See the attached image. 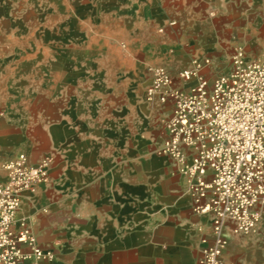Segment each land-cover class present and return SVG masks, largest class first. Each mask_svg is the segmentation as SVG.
<instances>
[{
  "label": "rangeland",
  "instance_id": "374dc122",
  "mask_svg": "<svg viewBox=\"0 0 264 264\" xmlns=\"http://www.w3.org/2000/svg\"><path fill=\"white\" fill-rule=\"evenodd\" d=\"M242 1L214 0L211 30L219 31V39L212 50L198 40L199 24L193 30L185 28L178 16L169 17L167 10L156 7L158 0H0V128L8 129L10 112L21 108L28 137L36 138L33 127L41 107L36 109L37 101L49 104L63 96L70 83L74 95L98 115V122L118 127L108 135L133 158L140 179L163 192L164 171L159 166L168 167L172 178L181 166L157 152L171 106L147 99L150 67L163 66L175 85L185 86L177 76L194 57L209 58L204 73L210 81L229 70L238 48L246 59L263 58L264 0ZM218 21L227 26L215 29ZM21 151L24 148H16L13 155ZM158 154L163 155L159 164ZM173 188L170 192L177 198L181 193ZM173 199L170 196V205ZM259 222H264V213ZM59 232L67 236L66 228ZM59 244L64 251L68 248L65 238ZM202 244L203 240L199 248Z\"/></svg>",
  "mask_w": 264,
  "mask_h": 264
},
{
  "label": "crops",
  "instance_id": "0c3cea01",
  "mask_svg": "<svg viewBox=\"0 0 264 264\" xmlns=\"http://www.w3.org/2000/svg\"><path fill=\"white\" fill-rule=\"evenodd\" d=\"M158 2L157 8L167 10L169 17L178 16L185 28L193 30L199 24L198 40L216 48L219 31L211 30L210 19L214 0ZM223 24L227 26L218 21L214 28ZM73 87L68 83L63 96L49 104L37 101L36 109L41 107L33 127L36 138L28 139L21 108L10 112L8 129L0 128V183L7 179L3 166L16 148H24L30 162L46 154L54 159L49 181L22 192L13 228H30L36 245L56 255L48 264H198L201 240L211 239L210 218L193 211L186 174L180 169L172 178L168 167L159 166L165 187L156 192L140 179L137 164L125 156L117 138L108 135L118 127L98 122V115L74 95ZM133 148L138 151L137 144ZM158 155L157 164L163 158ZM171 186L181 193L177 198ZM59 228H66L67 236ZM225 237L220 264H264V222L248 233L225 232ZM64 238L65 251L59 244Z\"/></svg>",
  "mask_w": 264,
  "mask_h": 264
},
{
  "label": "built area",
  "instance_id": "2783aa9c",
  "mask_svg": "<svg viewBox=\"0 0 264 264\" xmlns=\"http://www.w3.org/2000/svg\"><path fill=\"white\" fill-rule=\"evenodd\" d=\"M208 64L207 56L194 57L177 76L185 86L175 85L163 66H151L147 99L171 103L157 152L181 166L193 211L210 218L211 239H202L198 264H220L225 232L252 231L264 211V57L246 59L238 48L229 70L211 81L204 73ZM53 163L51 155L30 162L22 151L4 163L0 264H41L51 259L52 252L36 245L27 225L15 229L12 223L22 192L48 182Z\"/></svg>",
  "mask_w": 264,
  "mask_h": 264
}]
</instances>
